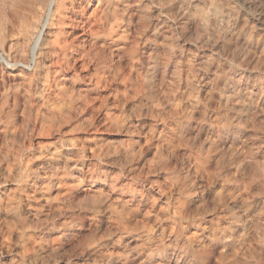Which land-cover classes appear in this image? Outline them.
Wrapping results in <instances>:
<instances>
[{
	"label": "clouds",
	"instance_id": "1",
	"mask_svg": "<svg viewBox=\"0 0 264 264\" xmlns=\"http://www.w3.org/2000/svg\"><path fill=\"white\" fill-rule=\"evenodd\" d=\"M0 7V264H264V175L229 195L241 151L220 148L251 130L264 150V0ZM109 89L118 115L98 126L84 105L30 143L35 107Z\"/></svg>",
	"mask_w": 264,
	"mask_h": 264
},
{
	"label": "rangeland",
	"instance_id": "2",
	"mask_svg": "<svg viewBox=\"0 0 264 264\" xmlns=\"http://www.w3.org/2000/svg\"><path fill=\"white\" fill-rule=\"evenodd\" d=\"M155 11V10H154ZM6 17L10 18L11 14L6 13L2 7H0V22H2ZM79 67V65H78ZM258 65L253 64L251 66L252 71L255 72ZM92 69H86L82 74L88 75ZM68 76H71V73H67ZM88 86L81 85L80 89L84 90ZM114 88L122 89L123 85H114ZM107 97V104L112 105L114 104V100L112 99L111 90H98L91 93L85 94V99H73L71 94L66 98V100L57 102L55 98L50 101V107L47 109L41 108L39 106L35 107L33 113L31 114V123L30 127L33 130L34 139L30 142L33 144H47L53 142L57 137L51 135V131L54 127H58L54 123L58 118L59 119H66V116L62 115L64 112L71 113V110L83 107L84 105H88L85 110L83 111L82 115L79 117V120L83 121L85 119H93L94 122L99 126L103 124L104 120L107 119L108 114H112L113 116L118 115L119 109L116 107H108L102 108V105L105 103V98ZM67 105V109L64 108V105ZM99 109L97 115L94 116V112ZM23 123V117H21L18 121V124ZM75 121L72 125H65L62 131L71 133L73 130V126ZM243 135L240 137L239 140L233 142V137L225 133V141L220 144V148L222 150H240L241 155L236 157L232 160V163L238 165L240 167V172H237L236 167H229L226 168L222 175H227L238 181L235 184H230L228 186L229 195H243L247 198L249 193H255L259 191V181L249 185L248 181L253 178V176L264 175V150L256 153H249L248 148L249 146L244 145V140L247 139L248 136L253 135L254 133L251 130H241ZM78 136H83L85 133H76ZM97 136L108 137V138H118L119 133H111V132H100L96 133ZM107 140L101 141V143H106ZM27 143V142H26ZM4 140L2 134H0V153L4 151ZM95 147V145H93ZM247 157V159H245ZM219 159V158H218ZM37 163H43V161H38ZM35 167V165H33ZM13 187L9 185V190ZM219 191V187L217 186V192ZM217 192H211L210 196H215ZM58 194V190L53 192V197ZM260 197H256L252 203L255 205L258 201H260ZM259 211V208L256 209ZM4 217L0 216V226H2V221Z\"/></svg>",
	"mask_w": 264,
	"mask_h": 264
}]
</instances>
